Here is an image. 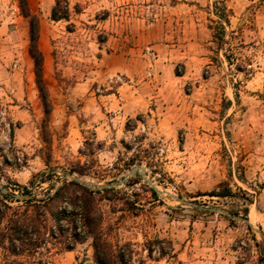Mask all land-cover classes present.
Here are the masks:
<instances>
[{
  "label": "rangeland",
  "instance_id": "1",
  "mask_svg": "<svg viewBox=\"0 0 264 264\" xmlns=\"http://www.w3.org/2000/svg\"><path fill=\"white\" fill-rule=\"evenodd\" d=\"M65 1L67 20L53 21L55 0H0V200L21 212L5 197L45 199L68 176L116 183L85 189L97 233L128 245L130 264H264L259 234L231 218L252 215L264 235V0H222L221 49L207 28L214 0ZM24 12L37 21L42 91ZM71 194L84 203L63 189L40 218L46 232L66 229L53 217L73 209ZM75 233L18 257L5 244L0 264H94L91 238Z\"/></svg>",
  "mask_w": 264,
  "mask_h": 264
},
{
  "label": "trees",
  "instance_id": "2",
  "mask_svg": "<svg viewBox=\"0 0 264 264\" xmlns=\"http://www.w3.org/2000/svg\"><path fill=\"white\" fill-rule=\"evenodd\" d=\"M209 14L212 19H208V30L211 32L212 39L218 44V48L224 44L225 28L229 24L230 14L226 11L225 4L222 0H214L211 4L207 5ZM25 17H29V48L28 54L34 64V74L36 84L40 91H42L41 81V66H42V54L37 47V21L34 16L29 15L27 12ZM50 18L53 21L67 20L68 18V6L65 0H55L54 6L50 11ZM224 58L229 63L228 55ZM239 68V67H237ZM9 132L12 134L13 126L8 123ZM67 187H74L81 191L82 199L84 203L78 206L73 200L72 194L69 197L67 205H71L73 209L66 213L62 211L63 218L53 217L56 222L64 221L65 228L60 225L57 226V232L48 228V232L44 230L40 220L46 214V206L49 203L61 202V191L67 189ZM22 190V194L27 196L30 192L26 187H18ZM94 193L87 191L85 187L79 185L74 181H64L63 185L55 190L52 196L45 199H23L17 200L11 194L5 198L8 201L23 202L26 207L23 211L19 212L13 210L10 206L6 205L3 200H0V248L4 249L5 244L8 245V249L11 255L14 257L22 256L24 252H36L40 248H44L49 244L48 238L55 239L66 233L67 230L73 232L72 238L76 240V230H81L83 235L91 238L92 247V260L94 264H130L132 251L129 250L128 245H123L120 248H114L107 242L101 239V236L96 231L97 219L96 213L92 206V201L89 196ZM150 193L153 198H156V193L150 189ZM209 197L224 198L230 196V191L223 188L221 191H212L208 193ZM38 205H34L37 204ZM41 203V205H40ZM34 208L29 210V208ZM5 222V225H2ZM19 242L27 249L19 250L15 245ZM72 247H67V250H71ZM11 249V250H10ZM151 248H147V254L150 255ZM162 253V252H161ZM8 264H23L21 261H11Z\"/></svg>",
  "mask_w": 264,
  "mask_h": 264
},
{
  "label": "water",
  "instance_id": "3",
  "mask_svg": "<svg viewBox=\"0 0 264 264\" xmlns=\"http://www.w3.org/2000/svg\"><path fill=\"white\" fill-rule=\"evenodd\" d=\"M137 170H138V168H133V169H131V170L129 171V174H128L127 176L133 174V173L136 172ZM68 178L70 179V181H74V182L78 183L79 185H81V186H83V187H85V188H91V189H93V190L105 189V188L113 187V186L116 185V183H111V184H109V185H105V186L94 187V186L91 185V183H88V182L82 181V180H80L79 178H76V177H73V176H68ZM146 183L149 185V187H150V188H151L156 194L158 193L157 189L155 188V186H154L153 184H151V183H149V182H147V181H146ZM172 198H174V199H176L177 201H179L182 205L189 206V207H193V208H199V209L202 208V207H198V206H196V205L193 204V203L185 202V201H183V200H182L181 198H179V197H173V196H172ZM208 210L211 211V212H212V211H216V212H222V213H225V214H226L225 211H218V210H214V209H208ZM231 218H232V220H234V221H240V222L246 224L251 230H253V231H255L256 233H258L259 236H260V238H261V240L264 241V235H263V233L261 232V230H259V229H255V228L250 224V222H249L248 219H245V218H239V217H236V216H232ZM263 249H264V247H263Z\"/></svg>",
  "mask_w": 264,
  "mask_h": 264
},
{
  "label": "bare ground",
  "instance_id": "4",
  "mask_svg": "<svg viewBox=\"0 0 264 264\" xmlns=\"http://www.w3.org/2000/svg\"><path fill=\"white\" fill-rule=\"evenodd\" d=\"M89 183V182H88ZM251 219L253 220V217H252V215H251ZM252 220H249V222L252 224Z\"/></svg>",
  "mask_w": 264,
  "mask_h": 264
},
{
  "label": "built area",
  "instance_id": "5",
  "mask_svg": "<svg viewBox=\"0 0 264 264\" xmlns=\"http://www.w3.org/2000/svg\"><path fill=\"white\" fill-rule=\"evenodd\" d=\"M15 11V10H14Z\"/></svg>",
  "mask_w": 264,
  "mask_h": 264
}]
</instances>
